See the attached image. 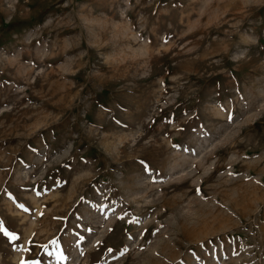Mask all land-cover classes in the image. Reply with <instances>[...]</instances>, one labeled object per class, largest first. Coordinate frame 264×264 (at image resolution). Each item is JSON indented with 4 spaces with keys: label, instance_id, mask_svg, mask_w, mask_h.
I'll list each match as a JSON object with an SVG mask.
<instances>
[{
    "label": "rangeland",
    "instance_id": "374dc122",
    "mask_svg": "<svg viewBox=\"0 0 264 264\" xmlns=\"http://www.w3.org/2000/svg\"><path fill=\"white\" fill-rule=\"evenodd\" d=\"M0 264H264V0H0Z\"/></svg>",
    "mask_w": 264,
    "mask_h": 264
}]
</instances>
